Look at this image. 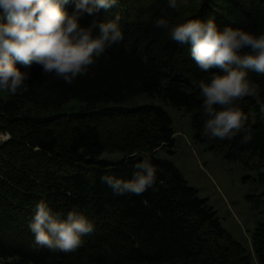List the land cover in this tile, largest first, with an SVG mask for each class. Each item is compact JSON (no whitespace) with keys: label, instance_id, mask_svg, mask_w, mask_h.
I'll use <instances>...</instances> for the list:
<instances>
[{"label":"trees","instance_id":"obj_1","mask_svg":"<svg viewBox=\"0 0 264 264\" xmlns=\"http://www.w3.org/2000/svg\"><path fill=\"white\" fill-rule=\"evenodd\" d=\"M73 9L67 6L69 13ZM117 13L124 39L95 58L87 75L69 85L54 74L44 75L35 62L31 67L17 62L21 72L30 74L29 91L0 95V133L9 135L0 142L2 264H264V222L252 232L250 250L222 226L177 166L157 155L159 148L174 153L168 112L158 105H121L149 94L184 109L196 142L228 160L257 157L258 180L264 185V75L249 72L248 79L259 85L257 94L237 102L252 141L241 144L244 133L232 140L204 137L207 117L199 82H210L212 73L198 69L190 44L171 41L168 31L153 23L157 18L170 24L212 18L221 30L240 28L259 36L264 34V0H199L186 18L168 0H118L110 10L84 14L80 23L114 19ZM0 22H6L2 14ZM75 101L82 107L62 110ZM107 150L124 157L99 159ZM144 159L156 169L155 190L116 196L101 181L103 175L131 179L133 165ZM249 199L264 204V197ZM41 200L63 218L69 211L85 215L94 232L74 252L37 246L29 223Z\"/></svg>","mask_w":264,"mask_h":264},{"label":"clouds","instance_id":"obj_2","mask_svg":"<svg viewBox=\"0 0 264 264\" xmlns=\"http://www.w3.org/2000/svg\"><path fill=\"white\" fill-rule=\"evenodd\" d=\"M117 4L118 0H0V14L6 20L0 22V92L23 95L29 91L30 74L21 72L15 66L17 62L25 67L35 62L42 66L44 75L54 74L69 85L87 75L95 58L123 41L124 35L119 13L114 19L93 20L87 26L81 25V17L110 10ZM69 5H74L71 13L67 11ZM168 6L176 9L177 0H168ZM153 23L167 30L171 41L190 44V57L198 69L212 73L210 82H199L207 117L201 135L232 140L244 133L240 143H250L253 137L245 127L247 116L237 102L257 94L259 85L249 80L248 74L264 75V34L256 36L227 26L221 30L212 18L179 24L157 18ZM96 30L98 34L94 35ZM133 168L136 171L131 179L103 175L101 181L116 196L155 190L156 169L150 160L137 162ZM29 230L37 246L69 253L81 247L83 237L95 229L85 215L69 211L63 218L41 200L35 205Z\"/></svg>","mask_w":264,"mask_h":264},{"label":"rangeland","instance_id":"obj_3","mask_svg":"<svg viewBox=\"0 0 264 264\" xmlns=\"http://www.w3.org/2000/svg\"><path fill=\"white\" fill-rule=\"evenodd\" d=\"M198 4L199 0H187V3L177 0L179 15L186 18ZM0 95L8 97L5 92H0ZM121 105H158L168 112L175 131L174 153L170 154L167 148H159L157 155L172 161L187 183L213 207L222 226L234 239L252 250L251 234L260 222H264V204H256L255 200L249 199V196L254 199L264 197V185L258 180L260 160L250 154H242L238 160H228L223 153L209 149L205 143L196 142L190 113L172 106L157 95L141 94ZM80 107L82 104L75 101L69 102L62 110ZM25 108L32 107L27 104ZM8 137L7 133H0V142ZM123 157L120 151L107 150L99 159L116 162Z\"/></svg>","mask_w":264,"mask_h":264}]
</instances>
